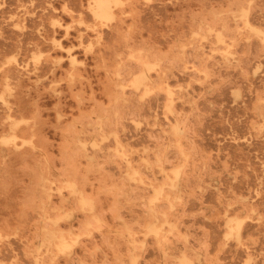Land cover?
Listing matches in <instances>:
<instances>
[{
    "label": "rangeland",
    "instance_id": "1",
    "mask_svg": "<svg viewBox=\"0 0 264 264\" xmlns=\"http://www.w3.org/2000/svg\"><path fill=\"white\" fill-rule=\"evenodd\" d=\"M0 264H264V0H0Z\"/></svg>",
    "mask_w": 264,
    "mask_h": 264
},
{
    "label": "bare ground",
    "instance_id": "2",
    "mask_svg": "<svg viewBox=\"0 0 264 264\" xmlns=\"http://www.w3.org/2000/svg\"><path fill=\"white\" fill-rule=\"evenodd\" d=\"M107 7V6H106ZM96 8H97V11L98 12L97 14L98 15H104L105 13V5L103 3H97L96 4ZM96 10V9H95ZM108 10V9H107ZM92 48V47H91Z\"/></svg>",
    "mask_w": 264,
    "mask_h": 264
}]
</instances>
